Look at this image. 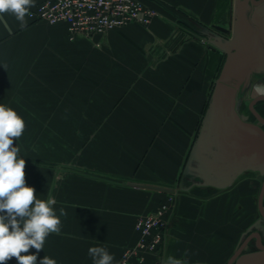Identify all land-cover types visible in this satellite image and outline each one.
Segmentation results:
<instances>
[{
  "label": "crops",
  "instance_id": "obj_1",
  "mask_svg": "<svg viewBox=\"0 0 264 264\" xmlns=\"http://www.w3.org/2000/svg\"><path fill=\"white\" fill-rule=\"evenodd\" d=\"M141 1L158 11L148 25L93 39L0 15V104L26 124L13 138L26 185L67 213L43 250L21 255L93 264L88 249L103 245L117 264L136 218L171 196L159 254L130 264H264V120L253 113L264 119V5ZM215 84L235 90L232 122L215 115L226 98Z\"/></svg>",
  "mask_w": 264,
  "mask_h": 264
},
{
  "label": "clouds",
  "instance_id": "obj_2",
  "mask_svg": "<svg viewBox=\"0 0 264 264\" xmlns=\"http://www.w3.org/2000/svg\"><path fill=\"white\" fill-rule=\"evenodd\" d=\"M33 7L35 0H0V15H13L23 30ZM25 128L24 119L14 109L0 104V264H6L13 257L18 264H37V254L43 250L46 238L53 233L60 234V217L67 215L63 207L57 215L55 197L38 199L36 190L26 185V162L19 156V147L13 146V138L19 139ZM30 248L36 249L37 254L21 255ZM88 255L93 264L114 261V255L103 245L90 247ZM184 255H188L187 250ZM39 264H57V261L45 255ZM166 264L181 262L169 256Z\"/></svg>",
  "mask_w": 264,
  "mask_h": 264
},
{
  "label": "built area",
  "instance_id": "obj_3",
  "mask_svg": "<svg viewBox=\"0 0 264 264\" xmlns=\"http://www.w3.org/2000/svg\"><path fill=\"white\" fill-rule=\"evenodd\" d=\"M30 12L29 18L33 21L64 23L70 39L104 37L130 22L148 25L158 14L155 8L141 0H42ZM172 205L169 196L154 211L136 218L137 239L123 249L117 264H130L131 259L142 262L148 255L159 254L166 229L165 215Z\"/></svg>",
  "mask_w": 264,
  "mask_h": 264
},
{
  "label": "water",
  "instance_id": "obj_4",
  "mask_svg": "<svg viewBox=\"0 0 264 264\" xmlns=\"http://www.w3.org/2000/svg\"><path fill=\"white\" fill-rule=\"evenodd\" d=\"M213 28H215L216 30H219L221 32H224V33L228 32V29L223 28L221 26L216 25V26H213ZM215 86L216 87L213 90L212 97H216L217 100L220 99L221 98V95H220L221 91H222V93H225V96H226V98H224L223 103H221V107L216 108L215 115H217L218 120H223V119L225 120L226 119V122H232V120L235 118V115H236V113L234 111L235 110V103H236V99L234 96V90L233 89H230V90L224 89V90L218 91V93H216L217 92V84ZM260 99H264V96H261ZM253 113L255 114V116L257 117V119L259 121L264 120V119H261L259 117V115L257 113H255L254 111H253ZM223 116H225L226 118H223ZM262 122H264V121H262ZM131 184H133L134 186L151 188L154 190L163 191V192H167V193L174 192L173 188H167V187L156 186V185L138 184V183H131ZM262 205H264V178H262V181H261L260 193H259V199H258L259 212L261 215H264V206H262ZM241 248H243V246L239 248V251H237L233 257H235L240 252ZM233 257H232V259H233ZM230 263H228V264H230Z\"/></svg>",
  "mask_w": 264,
  "mask_h": 264
},
{
  "label": "flooded vegetation",
  "instance_id": "obj_5",
  "mask_svg": "<svg viewBox=\"0 0 264 264\" xmlns=\"http://www.w3.org/2000/svg\"><path fill=\"white\" fill-rule=\"evenodd\" d=\"M248 2H250V0H247ZM264 5V0H252V6H259V5ZM262 17H264V10H262ZM226 29H228V32L227 33H225L226 35H227V37L229 38V40H231L232 41V39H233V36H232V31H231V28L229 27V28H226ZM232 43H233V41H232ZM230 46H232V44L230 45ZM216 85V84H215ZM216 87V86H215ZM235 91V90H234ZM234 96H235V93H234ZM235 99H236V96H235ZM257 176V175H256Z\"/></svg>",
  "mask_w": 264,
  "mask_h": 264
}]
</instances>
